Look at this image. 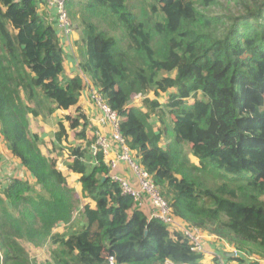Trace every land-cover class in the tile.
<instances>
[{
    "label": "trees",
    "instance_id": "16d2710c",
    "mask_svg": "<svg viewBox=\"0 0 264 264\" xmlns=\"http://www.w3.org/2000/svg\"><path fill=\"white\" fill-rule=\"evenodd\" d=\"M44 3L0 0V136L34 182L13 178L0 191V264H108L109 256L116 264H201L187 239L122 194L103 153L92 151L79 106L84 79L65 75L56 22L38 13ZM130 7L65 3L80 72L116 113L126 146L173 215L243 255L227 261L261 264L264 0H151L145 17ZM69 110L75 117L65 116L68 128L58 122L52 140V152L66 153L62 172L29 116ZM22 242L47 246L49 258H30Z\"/></svg>",
    "mask_w": 264,
    "mask_h": 264
},
{
    "label": "built area",
    "instance_id": "2783aa9c",
    "mask_svg": "<svg viewBox=\"0 0 264 264\" xmlns=\"http://www.w3.org/2000/svg\"><path fill=\"white\" fill-rule=\"evenodd\" d=\"M70 0H45V3L54 8L57 16V26L65 37L71 33V26L68 15L65 9V3ZM91 99L97 105L102 113L98 120L100 125H109L111 128V136L107 137L101 133H95L96 142L92 151L95 152L97 148L103 153L106 158L111 150L112 143L119 145L120 151L116 154L115 159L105 162L109 168V176L112 181L119 184L122 194L132 197L135 207L141 212L145 213L149 220H158L163 223L170 230H174L187 239L190 244L191 251L202 257L206 254L205 235L204 233L194 227L188 226L177 219L172 212L168 203L163 200L155 187L150 175L143 169L141 165L133 158L132 152L126 146L123 138L118 130V117L115 112L111 111L98 96L97 91L91 90ZM141 98V95H136ZM119 163L127 164L135 176V184L127 181L118 174L117 168ZM229 256L240 257L242 253L232 249ZM222 256L213 254L211 260L213 264H226ZM108 264H116L114 257L107 258ZM164 264H173L170 261H165Z\"/></svg>",
    "mask_w": 264,
    "mask_h": 264
},
{
    "label": "crops",
    "instance_id": "0c3cea01",
    "mask_svg": "<svg viewBox=\"0 0 264 264\" xmlns=\"http://www.w3.org/2000/svg\"><path fill=\"white\" fill-rule=\"evenodd\" d=\"M38 13L42 16H45L49 22H53V21L57 22V16H56L55 9L50 8L46 3L39 5ZM55 26H56L57 34H58L59 39H60V44L62 46V49L64 51V55H65L64 71L68 70V74L66 73L65 75L68 77L79 75L76 72V69H79V67H78L77 50H76V47L74 45V42L77 39V35L71 31L69 36L65 37L62 34L59 27L57 26V24ZM73 54H75V58H76L75 61L71 56ZM76 61H77L76 66H72L71 64L73 62H76ZM69 72H72V74ZM94 89L95 88L90 83H89V86H87V84L85 83V88H84V91L82 92V96H81L80 101H79V106L81 107L83 113L88 118V121L90 120L91 116L94 117L93 120H94L95 125L97 126V127H95L94 124L92 123L93 126L95 127L94 128L95 133H101L104 136L110 137L111 136V128L109 127V125H100L98 122V120L102 116V113L96 105H95L96 106L95 108L93 107L94 102H92V99L90 97L91 96L90 92H91V90H94ZM92 108H93V110H92ZM69 111H72V110H69ZM67 112L68 111H56L51 117L53 118L56 113L59 115L64 113L62 115H65V114H67ZM73 112H74V110H73ZM89 112H90V114H89ZM45 119L46 118H43V117L33 118V117L29 116V124H30L31 132L34 134H37L41 139H43L41 129L46 130L45 129L46 128V123H45L46 120ZM58 122H61V121L58 120L55 123V129L56 130H53V134L57 132L56 127H57ZM32 126H35V127L33 128ZM69 135L70 136H69L68 140L70 138L72 139V140H69V143H71V142L74 143L75 141H74V138L71 136L70 131H69ZM41 149L43 152L45 151L44 152L45 154H48L51 152L52 153L51 156L56 157L58 159L59 170L62 172L65 171V168H64V162H65V157H66L65 152H63L62 157H59L58 154H56V152H58V150H56L55 152H52V150H50L51 149L50 145H48L46 147V149H43V147L41 146ZM46 150H49V152L46 153ZM119 151H120L119 145H117L116 143H112L111 150H110L108 156L105 158V162H107L108 160L115 159L116 154ZM134 155H135L134 152H132L133 158H134ZM117 171H118V174L121 175L124 179L135 184V182H136L135 176L133 175V173L131 172V170L127 164L119 163ZM13 178L20 179V180L28 183L29 185H32L34 183L32 178L30 177V175L21 167L18 160L15 159L10 154V151L8 150L5 141L0 136V191H2L6 187L9 180L13 179ZM71 180H72V182H70ZM68 183L72 188H74L76 193L78 195H80L81 186L78 182V176L74 175V174H70L68 177ZM59 229H61V231H59ZM63 229H64L63 226H59L56 228V231L62 232ZM204 235H205L206 254L202 258L201 264H213V261L211 260V257L213 254H217L219 256H222L224 258L223 260L226 264H237V262H235V261L229 262L226 260V258L232 257V256H229L230 251H232V248L230 246H228L225 242H223L222 240H219L215 236L209 235L207 233H204ZM29 246L33 247L31 245H29ZM245 264H247V263L245 262ZM261 264H264V262H261Z\"/></svg>",
    "mask_w": 264,
    "mask_h": 264
},
{
    "label": "rangeland",
    "instance_id": "374dc122",
    "mask_svg": "<svg viewBox=\"0 0 264 264\" xmlns=\"http://www.w3.org/2000/svg\"><path fill=\"white\" fill-rule=\"evenodd\" d=\"M151 4V0H127V5L130 7V9H131V11L132 12H137V13H139L140 14V16H142V17H145L147 14H148V12H149V5ZM72 56V58L74 59V61L76 60V58H75V54H73V55H71ZM76 64H77V61L76 62H73L71 65L72 66H76ZM78 68V67H77ZM76 72H77V74H79L83 79L85 78L84 77V75L80 72V70L79 69H76ZM68 74V70L66 71L65 70V74ZM69 73H71L72 74V72H69ZM87 81H86V80ZM84 79V83H86L87 84V86H89V83H88V79H87V77ZM146 98V97H149V98H154V95H151V94H149V95H147V96H142L141 98H138L137 96H134L133 98H132V100H131V103H130V106H137V107H140V105H141V101H142V99L143 98ZM166 97V95H163L161 98H165ZM161 100V99H160ZM93 102V101H92ZM96 104H94L93 103V107L95 108L96 106H95ZM92 110H93V108H92ZM62 114H64V113H62ZM59 115V114H55L54 115V117L52 118L51 116H47L46 117V121H45V123H46V130H43V129H41V132H42V135H43V139H41L42 140V144H41V146L43 147V149H46V147L48 146V145H50V147H51V149L50 150H52V140H53V130H56L55 129V123L58 121V120H60L65 126H66V128H68V126H69V124H68V122H66V119H65V116H69L70 118H74L75 117V114H74V112H73V110L72 111H68L67 112V114H65V115ZM89 114H90V112H89ZM89 116V115H88ZM51 117V118H50ZM92 117V118H91ZM90 117V125L88 126V128H87V136H88V138H89V140H91L92 138H95V141H94V144H95V142H96V135H95V127H97L96 125H95V123H94V120H93V116H91ZM60 118V119H59ZM55 120V121H54ZM92 120V121H91ZM97 122V121H96ZM94 124V126H93V124ZM33 128L35 127V126H32ZM155 127H156V125H155ZM57 128V130H58V127H56ZM79 131V128L78 129H76V132H78ZM71 132V136L74 138V131H70ZM70 136V135H69ZM69 140H72L71 138L69 139ZM168 141H169V139L168 138H163L162 139V141H161V146L162 147H165L166 145H167V143H168ZM76 142V141H75ZM71 143H73V142H71ZM78 143V142H77ZM45 152V151H44ZM47 152H49V150H46V153ZM56 154H58V156L59 157H62L63 156V151H58V152H56ZM189 158H190V161L191 162H193V163H197V161H196V159H194L192 156H189ZM70 182H72V180L70 181ZM79 198H80V196H79ZM83 201H82V203H81V205H83ZM79 208V207H78ZM76 219H77V215H76ZM59 231H61V229H59ZM22 244H23V246H25L26 247V250H27V253H28V255H29V257L30 258H32V259H35V260H37V261H44V260H46V259H48L49 258V250H48V247L47 246H44V247H40V248H35V247H30L28 244H25L24 242H22ZM25 244V245H24Z\"/></svg>",
    "mask_w": 264,
    "mask_h": 264
}]
</instances>
